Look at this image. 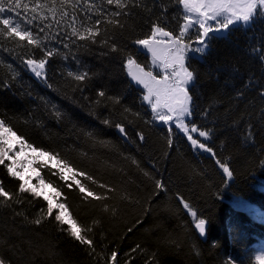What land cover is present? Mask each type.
<instances>
[{"label":"trees","instance_id":"trees-1","mask_svg":"<svg viewBox=\"0 0 264 264\" xmlns=\"http://www.w3.org/2000/svg\"><path fill=\"white\" fill-rule=\"evenodd\" d=\"M163 2L167 12L159 2L151 14L132 9V16L120 18L126 22L123 29L102 25L108 28L105 35L114 37L110 43L117 44L116 52L100 43L85 46L63 26L54 27L63 39L45 43L60 54L47 58L40 80L26 62L44 58L43 51L0 34V119L37 152L59 153L53 160L86 173L72 178L45 162L35 163L50 188L49 199L65 204L80 226L91 228L82 235L93 241L90 247L73 238L69 225L54 219L58 209L46 216L43 196L20 193L15 197L20 203L0 206V256L10 264H112L113 252L115 264H257L264 255V167L259 163L264 160V62L252 51L264 49V20L251 28H232L227 36L212 39L201 59L188 61L196 73L191 122L210 130L205 143L216 153L213 157L196 151L175 128L169 132L159 124L142 99L144 92L129 81L128 56L150 68L149 56L134 41L145 38L153 22L174 33L183 23L175 0ZM108 10L116 9L105 6ZM17 11L21 15L13 12V23L24 28L23 5ZM69 72L89 76L76 81ZM249 125L254 143L244 140ZM13 149L9 155L26 187L40 191L37 179L25 177L24 162ZM217 159L233 171L230 180ZM9 163L5 159L0 165V181L16 194L23 181L8 174ZM81 185L95 196L84 199L87 191L80 192ZM181 197L206 220V242L198 238ZM36 218L42 223H33Z\"/></svg>","mask_w":264,"mask_h":264},{"label":"snow or ice","instance_id":"snow-or-ice-1","mask_svg":"<svg viewBox=\"0 0 264 264\" xmlns=\"http://www.w3.org/2000/svg\"><path fill=\"white\" fill-rule=\"evenodd\" d=\"M158 2L159 7L167 12V6L163 0H100V3H96L94 0H32L31 4L24 3V0H0V25L5 26L0 28V34L19 41H26L27 45L41 49L44 58L29 59L26 66H31V70L36 76H42L47 58L54 54H60L58 48L49 49L45 43L57 40L60 37L59 31H52L54 27L61 29L63 26V30L67 35L75 37L79 41H84L85 46L100 43L107 46L112 52H116L119 50L117 44L115 42L110 43V39H114V37L110 38L105 35L108 33V28L106 26L102 27V25H112L115 29H123L126 22L122 21L121 17L132 16L134 14L132 9L134 8H141L151 14L152 9L157 6ZM175 3L182 9L183 23L180 25L178 32L168 31L159 22H153L150 33L145 38L134 41L136 45L141 46L151 54L150 68L146 70L132 56L127 57L125 66L131 80L147 90L142 99L150 105L155 118L169 125V132H171L173 126L176 127L186 135L194 148L204 150L215 157L216 153L213 149L208 147L207 143L196 138L209 139L210 130H203L188 120L193 112V96L190 89L196 86V73L187 61L193 59L197 54L203 57L207 53L212 39L222 38L223 33L230 30V26L251 28L256 21L264 20V0H175ZM22 5L24 28H21L19 21L13 23L12 18L13 12L16 16L21 15L17 10L21 9ZM105 6H114L116 10L105 12ZM5 13H7V18L4 16ZM93 15L95 19H93ZM210 21L214 22L215 26ZM30 25H34L38 31L34 33L28 27ZM68 29H70V33L67 31ZM190 29L196 30L195 41L191 40ZM40 33H44L43 37ZM62 39L63 37H60V40ZM57 42L60 41L57 40ZM73 42L75 43V41ZM194 44L195 46H193ZM64 47L67 48L68 45L64 44ZM252 51L253 53H259L261 61L264 62V49L253 48ZM189 53L193 55L189 56ZM152 68H158L159 72L154 74ZM68 75L76 81H84L89 76L88 72H69ZM49 86L51 87V85ZM98 95L104 97L105 92L100 91ZM261 96H264V92L261 93ZM111 99L114 103H119L118 97H112ZM126 111L130 110L126 109ZM59 115L57 113V116ZM104 123L109 122L104 121ZM116 127L121 133H124L125 130L122 125L117 124ZM10 137H15L16 141H19L22 145H27L33 151H37L23 137L17 136L3 119H0V165L5 164V159L11 161V163L5 165L8 174L23 181L19 185L16 194L7 191L3 186V182L0 181V206L11 207L9 202L20 203V199H15L20 193H31L37 197L43 196L44 200L47 201L46 216L51 217L54 209H58L54 219L61 225H69L67 231L70 235L80 243L91 247L93 241L82 235L84 231H91V228L84 229L80 226L71 217L65 204H54L41 191L26 187L27 181L24 180V177L15 167L17 161L9 155L14 150ZM140 139L143 140L142 135ZM244 140L247 143L255 142L251 125L248 127ZM169 144H171V140H169ZM40 154L46 155L50 159H58L59 157V153L44 152L43 150H40ZM16 155H19V153H16ZM216 163L223 170L226 178L230 180L233 177V171L228 163L221 162L219 159L216 160ZM259 163L261 167H264V160ZM58 164L63 165L61 171L66 169L72 173V178H75L76 175L86 176L85 172L78 171L65 160H58ZM59 178L61 180L65 179L62 174ZM87 178L92 179L91 177ZM76 183L79 184V180ZM100 186L105 187L104 185ZM79 190L82 193L87 191L83 185L80 186ZM56 196L59 197L60 193L56 192ZM93 196L95 194L92 191H87L84 199ZM96 198L102 199L100 196H96ZM180 199L183 208L195 221V227L201 235H204L206 220L200 218L197 210L187 201H184L182 197ZM16 215H20V213H16ZM32 222L39 225L42 223V218H36ZM110 260L112 264H115L117 253L113 252ZM256 260L257 264H264V255L258 256ZM0 264H10V262L0 256Z\"/></svg>","mask_w":264,"mask_h":264},{"label":"rangeland","instance_id":"rangeland-1","mask_svg":"<svg viewBox=\"0 0 264 264\" xmlns=\"http://www.w3.org/2000/svg\"><path fill=\"white\" fill-rule=\"evenodd\" d=\"M210 23H213V25H214V22L210 21ZM214 26H215V25H214ZM233 27H237V26H230V29L233 28ZM243 27H244V26H243ZM193 30H195V29H190V32H192ZM228 32H229V30H228V31H225V32L223 33L222 36L227 35ZM196 35H197V33H195L194 35H191V40H192V41H195V40H196ZM137 46L139 47L140 50L146 52V53L149 55L150 65H151V62H152L151 54L148 53L146 50H144L141 46H139V45H137ZM193 46H195V44H194ZM192 55H193L192 53H189V56H192ZM195 57H200V56L197 54V55H195ZM187 63H188V61H187ZM30 70H31V66H30ZM151 70L154 71V74H155L156 72H159V69H158V68H152ZM31 72H32L33 75L36 76V74H35L32 70H31ZM43 76H44V69H43V75H42V76H36V77H38V78L41 77V78H42ZM146 93H147V90H146ZM146 93H145V94H146ZM144 103H145V104L151 109L150 105H149L146 101H144ZM151 111H152V109H151ZM188 120H191V117H189ZM157 121H158V123H160V124H162V125L169 126V125L164 124L163 122H161V121H159V120H157ZM173 127H174V126H173ZM174 128H175L180 134H182L183 136L186 137V135H185L182 131L178 130L176 127H174ZM186 138H187V137H186ZM196 138L200 139L202 142H206V141H208V139L205 140V139L202 138V137H196ZM187 140H188V139H187ZM188 141H189V140H188ZM189 143H191V142L189 141ZM12 146H13V148L16 149V152L19 153V155H17V158L21 159V160L24 162V167H23L24 175H25V177L29 178L30 180L35 178V179H37V181L39 182V177H38V176H39V175L41 176L40 172H39V171L36 169V167H35V163H36V162H45V163H47V164H49V165H51V166H53V167L59 169L60 171H61V169H63V167H62L60 164H58V162H56V161L53 160V159H50L49 157H47V156H45V155H41L40 152L33 151L31 148L27 147V145H22V144H21V148H19V147L16 146L14 143H12ZM194 149H195L196 151L201 152V153H205V154H207V155H210V153H208V152H206V151H204V150H201V149H199V148H194ZM62 172H64L66 175L70 173V172H68L66 169H64ZM22 176H23V175H22ZM41 178H42V176H41ZM39 184H40V183H39ZM39 184H38V185H39ZM39 186H40V185H39ZM39 188H40V191H42V193H43L44 195L49 196V195L51 194L50 188H49L48 192H44V190H43V188H42L41 186H40ZM52 193H53V195H54V194L56 195V192H55V191H52Z\"/></svg>","mask_w":264,"mask_h":264},{"label":"water","instance_id":"water-1","mask_svg":"<svg viewBox=\"0 0 264 264\" xmlns=\"http://www.w3.org/2000/svg\"><path fill=\"white\" fill-rule=\"evenodd\" d=\"M128 76H129V75H128ZM129 80H130V82H131V84H132L133 86H135V87H137V88H139V89H141V90L144 89L142 85H136V84L131 80L130 76H129ZM186 211H187V210H186ZM205 227H206V232H205L204 235H201V234L199 233V230H198L196 227H194V229H195V231H196V233H197L198 238H199L201 241H203V242H206V241H207V238H208L207 224H206Z\"/></svg>","mask_w":264,"mask_h":264},{"label":"bare ground","instance_id":"bare-ground-1","mask_svg":"<svg viewBox=\"0 0 264 264\" xmlns=\"http://www.w3.org/2000/svg\"><path fill=\"white\" fill-rule=\"evenodd\" d=\"M10 139L12 140V143L21 148V143L19 141H16L15 137H10ZM38 177L40 186L43 188L44 192H48L49 186L45 183V181L42 180L40 175Z\"/></svg>","mask_w":264,"mask_h":264}]
</instances>
